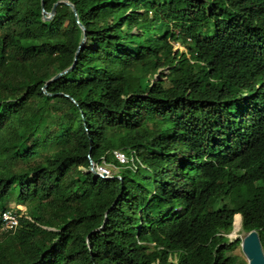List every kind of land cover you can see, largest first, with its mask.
Instances as JSON below:
<instances>
[{"label": "trees", "instance_id": "1", "mask_svg": "<svg viewBox=\"0 0 264 264\" xmlns=\"http://www.w3.org/2000/svg\"><path fill=\"white\" fill-rule=\"evenodd\" d=\"M113 150L144 168L93 178ZM10 200L0 264H245L237 220L264 255V0H0Z\"/></svg>", "mask_w": 264, "mask_h": 264}, {"label": "built area", "instance_id": "2", "mask_svg": "<svg viewBox=\"0 0 264 264\" xmlns=\"http://www.w3.org/2000/svg\"><path fill=\"white\" fill-rule=\"evenodd\" d=\"M111 162L106 161L104 157H100L96 163L92 164L94 172L100 179L115 178L119 180L117 175V166L123 169H136L135 166L143 169L144 166L139 162L133 150L121 151L113 150L110 153ZM112 171H116L112 173ZM21 215L16 212L6 209L0 212V232H12L18 224V219Z\"/></svg>", "mask_w": 264, "mask_h": 264}, {"label": "water", "instance_id": "3", "mask_svg": "<svg viewBox=\"0 0 264 264\" xmlns=\"http://www.w3.org/2000/svg\"><path fill=\"white\" fill-rule=\"evenodd\" d=\"M57 4H64V5L69 6L71 8L72 12L74 13V16H75L74 9L72 8V6L69 3H67L66 1H57L56 3H54L52 5V7L48 13L44 12L43 9H41V17L43 20L48 21L52 18L53 14H54V9H55ZM78 27L82 30V32H84V28L80 24H78ZM83 43H84V37L81 39V41L77 47L73 62H75L76 55H77L79 49L81 48V46L83 45ZM69 69L70 68H68V69L56 74L55 76H53L50 80H48L45 83L43 88L49 82L57 79L62 74L66 73ZM92 164L93 163L89 160L87 172L91 173L93 178H99L97 176V174L94 172ZM240 248H241L242 254L244 255V257L247 261L246 264H264V255H263L260 243H259L258 235L255 231H250L247 234H245V236L242 238V240L240 242Z\"/></svg>", "mask_w": 264, "mask_h": 264}, {"label": "rangeland", "instance_id": "4", "mask_svg": "<svg viewBox=\"0 0 264 264\" xmlns=\"http://www.w3.org/2000/svg\"><path fill=\"white\" fill-rule=\"evenodd\" d=\"M172 29H174V27H172ZM172 46H173V50L174 51L177 50L179 52H184L183 47H181L180 45L173 44ZM166 71H167L166 69L159 70L158 73L154 76V80L158 79V75L159 74H161V73L165 74ZM11 137H12L13 140H15L17 138V135L15 133H12ZM25 149H26V146L25 145H21L20 148L18 149V152L22 153V152L25 151ZM49 150L50 149L47 148V149L41 151V149L38 146L36 148V151L30 153V157L32 159H36L37 158V154L45 155V154L48 153ZM115 172L116 171H112V173H115ZM7 209H10V210L16 212V214H18V215H22L26 211V206H24V205H16V204L13 203L12 200H10V204H8ZM244 236H245V234H244V232L241 231L240 222H239V220H237V227L234 230V225H233V227L231 229V232L229 234H226L225 238L227 240V243H232L236 239L242 240V238ZM228 254L236 256L239 259V261H241L242 263H245V264L247 263L244 255L241 252L240 244L238 246L234 247L233 249H231Z\"/></svg>", "mask_w": 264, "mask_h": 264}]
</instances>
